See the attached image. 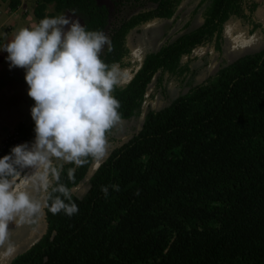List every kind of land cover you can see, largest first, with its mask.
I'll use <instances>...</instances> for the list:
<instances>
[{
	"label": "trees",
	"instance_id": "obj_1",
	"mask_svg": "<svg viewBox=\"0 0 264 264\" xmlns=\"http://www.w3.org/2000/svg\"><path fill=\"white\" fill-rule=\"evenodd\" d=\"M150 1L152 9L113 30L112 50L101 55L105 63L126 65L129 36L155 20H171L183 2ZM203 1V23L147 54L129 82L114 90L122 120L142 108L158 75L184 77V59L195 49L220 47L230 19L254 23L245 11L248 0ZM52 3L58 12L80 14L86 30L108 27L109 9L97 0L39 1V21ZM19 4L11 0L10 7ZM34 129V121L21 123L0 158L15 146L30 147ZM94 162L64 164L61 182L74 190ZM102 186H108L107 197ZM72 196L78 212L45 208L43 235L10 264H264V50L150 112L141 130L93 173L86 194Z\"/></svg>",
	"mask_w": 264,
	"mask_h": 264
},
{
	"label": "clouds",
	"instance_id": "obj_2",
	"mask_svg": "<svg viewBox=\"0 0 264 264\" xmlns=\"http://www.w3.org/2000/svg\"><path fill=\"white\" fill-rule=\"evenodd\" d=\"M105 45L112 50L103 31L86 30L60 15L19 29L4 47L10 69H25L35 140L0 158V260L17 251L10 224L33 225L45 208L68 216L78 212L73 189L61 182L64 164L81 166L108 153V135L122 121L112 93L130 75L118 63L101 59ZM23 169L31 174L22 176ZM67 176L73 180L72 168ZM101 191L107 197L108 186Z\"/></svg>",
	"mask_w": 264,
	"mask_h": 264
},
{
	"label": "rangeland",
	"instance_id": "obj_3",
	"mask_svg": "<svg viewBox=\"0 0 264 264\" xmlns=\"http://www.w3.org/2000/svg\"><path fill=\"white\" fill-rule=\"evenodd\" d=\"M19 1L18 7L12 10L11 0H0V155L7 141L16 136L18 126L21 123L29 124L33 121L31 106L34 101L27 94L25 69H10L7 60L8 53L3 50L19 29L31 28L39 23L35 16V9L37 3L42 0ZM97 1L109 9V24L104 32L109 39L113 30L119 27L124 20L154 7L150 0ZM253 5L257 7L252 8ZM207 7L208 3L203 0H183L177 14L171 20H155L139 31L133 32L128 39L130 57L126 65L121 68L129 72L131 79L142 66L147 54L156 52L165 43L174 42L184 33L198 28L203 23ZM245 11L254 23L237 18L230 19L225 24L220 47L215 43L201 46L184 59L185 69H188L184 77L178 78L167 74L158 75L154 79L142 108L134 117L122 120L108 135L110 147L106 157L94 162L86 178L73 190L76 197L82 198L86 194L91 186L93 173L109 157L111 150L128 141L141 130L150 112L171 104L176 98L187 93L191 87L214 76L219 69L239 58L264 50V0H248ZM45 13L46 17L63 15L71 20H78L84 26V20L80 14L67 11L58 12L55 3L48 4ZM66 30L67 26H65ZM107 47L105 45L101 55L105 53ZM30 174L29 169L25 175ZM9 227L17 251L10 259L0 260V264H10L16 256L30 248L41 238L46 226L43 215L33 225L26 224L16 227L15 224H10Z\"/></svg>",
	"mask_w": 264,
	"mask_h": 264
},
{
	"label": "built area",
	"instance_id": "obj_4",
	"mask_svg": "<svg viewBox=\"0 0 264 264\" xmlns=\"http://www.w3.org/2000/svg\"><path fill=\"white\" fill-rule=\"evenodd\" d=\"M7 143H8V141H7Z\"/></svg>",
	"mask_w": 264,
	"mask_h": 264
}]
</instances>
